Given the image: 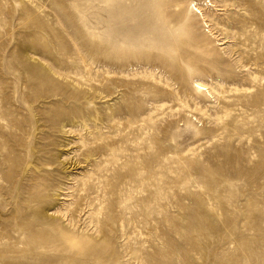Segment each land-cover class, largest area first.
Instances as JSON below:
<instances>
[{
  "label": "rangeland",
  "instance_id": "obj_1",
  "mask_svg": "<svg viewBox=\"0 0 264 264\" xmlns=\"http://www.w3.org/2000/svg\"><path fill=\"white\" fill-rule=\"evenodd\" d=\"M0 264H264V0H0Z\"/></svg>",
  "mask_w": 264,
  "mask_h": 264
},
{
  "label": "built area",
  "instance_id": "obj_2",
  "mask_svg": "<svg viewBox=\"0 0 264 264\" xmlns=\"http://www.w3.org/2000/svg\"><path fill=\"white\" fill-rule=\"evenodd\" d=\"M206 3H207V1H206Z\"/></svg>",
  "mask_w": 264,
  "mask_h": 264
}]
</instances>
